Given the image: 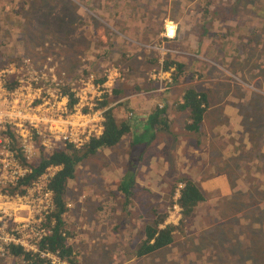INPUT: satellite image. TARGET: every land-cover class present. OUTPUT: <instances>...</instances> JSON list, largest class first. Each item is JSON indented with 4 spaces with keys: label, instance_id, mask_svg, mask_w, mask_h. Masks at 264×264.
I'll return each mask as SVG.
<instances>
[{
    "label": "rangeland",
    "instance_id": "obj_1",
    "mask_svg": "<svg viewBox=\"0 0 264 264\" xmlns=\"http://www.w3.org/2000/svg\"><path fill=\"white\" fill-rule=\"evenodd\" d=\"M30 1L33 6L32 13H27V2ZM118 1L121 3H118ZM210 1L211 4L208 5V8L213 6V11L208 10L210 14L204 17L203 15L200 16L201 6L196 4L194 0H0V66L21 57L30 61L33 70L45 72L42 69H49L53 71V76L58 82V89L67 97L68 104L72 99L68 98V90H77L79 80L90 79L91 86L86 84L82 86L89 90L87 92H90L87 93L85 89L82 90V92L87 93V96H90L88 98L90 104L92 97L95 95V89L92 88L98 86L101 93L100 87L106 82L104 86L109 90V93L106 91V94L99 98V101L93 100V104L96 109L101 111L102 116L103 112L108 108H112L114 87L119 85L115 90L122 88L120 91H123L125 87H130L131 81H128L130 79L143 80L145 87L146 83L150 84L152 82L151 91H158L154 93H159L162 88L170 87L173 68L166 72L160 71V68L166 58L176 60L180 62L184 69H187L186 73L184 71L179 75L178 80L180 81L175 84L177 97H181L186 89L206 93L207 108L218 111L220 114L219 124H221V121L222 124H225L226 122L223 120H226L225 116H228L230 118L228 125L235 124L234 128L237 131L242 129L241 138L243 140L247 139L249 142V148L244 149L241 146L242 140H240L234 149V152L238 149V153L231 158L229 166L222 168L230 176L228 181L232 185L235 184L238 177L243 178L238 174V168L242 170L244 178H246L243 183L245 181L251 182L253 177H248L253 173L254 168L259 172L260 177L263 176L264 180V169L262 171L264 162L258 160L261 156L258 157L257 154L258 150L264 154V0H251L254 2L253 5H250L249 0ZM18 8L23 10L20 11ZM223 9L227 11V14L220 18ZM234 12L238 14L236 13V16H234ZM146 17L147 20L144 21ZM250 17H255V19L251 18L250 20ZM57 19H61L59 24L64 21L66 25L64 27L63 25L56 26L57 22L54 20ZM259 20L262 22L259 23ZM244 21H247L248 26L253 27V33H257L260 29L262 31L254 36L257 41L255 47L246 46L241 48L246 42L250 41V36L246 35V39L240 40L242 42L238 46L225 48V50L220 49L224 47L216 41L215 34L224 36L228 32H234L237 27H241ZM39 24H45V27L39 26ZM120 28L124 32H121ZM168 30L170 37L165 36ZM238 49L241 52H246V56L237 60L231 58L233 52L235 54ZM186 76L188 78L184 80ZM152 87H154V90ZM168 90L165 89L160 92L165 93ZM132 92L130 90L128 93L132 94ZM103 101L104 104H101ZM67 108L71 109L68 106ZM257 111H259L263 122L260 126L253 123ZM221 112H223L224 117ZM211 116H216V114ZM213 118L210 119L211 122H213ZM239 120L241 124L238 129L236 123ZM205 121L206 129H209L210 121L207 119ZM222 129L224 131L220 136L224 135L225 132L223 127ZM224 136L219 143V147L222 148L223 152L225 146H230L233 143L228 133ZM234 136L235 133L232 137ZM138 138L139 136H135L134 141ZM127 141L128 135L125 143ZM243 144L246 146L247 142L244 141ZM32 145L35 149V155L32 157L33 167L39 152L47 155L51 151L39 146V139L36 137H32ZM36 145L39 150H36ZM53 147L61 148V146L56 145ZM118 148L122 150L120 146ZM123 154L124 151L122 150V153L117 156L122 157ZM253 158L256 161L258 160L257 162L262 167L259 164L258 167L249 166L248 169L245 165L246 170H244L242 165L249 159L253 161ZM108 160L110 161V159ZM108 160L102 159L99 155H91L81 160L79 165L75 166L73 179L67 183L68 198L66 199V207L68 211L64 215V221L67 229H72L75 236L69 242L75 247L77 264H166L164 258L172 253L177 254L183 251L189 252L196 258L197 254H204L205 260L204 262L198 261L199 264H216L215 261L224 255L223 252H218L217 255L213 256V261L210 262L209 256L213 252L212 247L208 243H204L205 247L200 248L193 243V231L195 235L198 232L197 239L205 238L208 233L207 238L210 241L215 240V234L212 231L205 233L203 230L205 227V200L210 199V197L206 196L208 193L206 194L205 190L198 186L203 180L198 181L197 179H194L193 182L205 200L204 204L198 205L193 212L196 210L200 214L201 229L198 227V222H192L190 216L181 231L174 234V238H176L192 232L187 236L190 241L178 238L175 244L160 250L158 254L154 252L143 259L127 262L138 242L132 237L129 244H126L127 238L133 232L136 238L140 237L142 224L145 223L144 218H147L146 211L142 212L143 205L133 209L131 213L120 219L122 222L117 223V229H115L116 224L115 226L113 223L110 225L118 235L117 253L119 249L123 248L125 250L123 256L119 253L117 256H113L112 251L116 246L110 245L107 243L108 241L104 243L103 239H100L97 243H94L91 239H83L85 235H88L86 237L89 238L90 233L87 224L78 225L76 222L78 205L82 204L84 200L82 197L78 200L77 196L84 188V184L88 186V191L92 189L93 183L97 184L99 190L104 188L100 179L94 178L92 181L90 177L93 176L92 174H97L100 168L105 170L110 167ZM201 167H205L202 171L204 174L198 172L201 178L210 176L209 171L213 170L215 172L218 169L205 161ZM52 171V169L47 170L44 174H51ZM44 174L32 184L30 194L26 192L24 196H20L24 198L20 199L19 211L15 212L16 217L22 222L25 220L34 221L32 231L37 230L38 227L44 228L41 224L46 214H41L38 217L34 216L35 219H28L25 205H28V201L32 199V203L36 201V204L41 208L46 206L47 200H43L42 195L37 196V189L42 188L45 182L43 181ZM82 181H85V183L83 184ZM261 182L264 184V181ZM171 190L167 187L160 192L162 194L165 191V201L169 200L168 194H171ZM260 190L259 192L255 190L257 193H254L255 197L253 199L249 195L238 198L236 194L230 203L220 198L217 204H230L244 208L246 213L243 212V214H246L247 217L252 214L249 210L253 212V215H257L255 232L258 236L254 234L255 238H252L245 234L242 237V243L247 244V241H249L247 238L253 241L257 249L253 256L256 258L257 264L260 261L264 264L262 256L264 252L261 253L264 249V238L261 237L262 232L259 234V230L264 228V188H260ZM154 199L152 196L148 198L152 203L155 201ZM175 201L172 197L171 207L166 209L167 218L165 219L166 224L174 226L177 225L180 219L179 208L174 206ZM251 202H253V205H250ZM174 208L178 210V213L175 212ZM256 208H260L258 213L255 212ZM242 211L244 210L241 209L237 212L235 207L229 211L228 216V219L233 221L228 225L232 226L237 238H241V233L237 227L240 221L244 219L239 215V213L242 214ZM36 218L39 219L36 220ZM123 224H125L126 229L119 230ZM133 226H137V231L133 230ZM223 227L225 226L220 225L217 229L220 230ZM27 232L30 235L28 230ZM82 232L84 233L81 235ZM246 233L248 232L246 231ZM24 236L23 232H20L18 237L28 247L30 245L24 240ZM33 236L34 233H32ZM230 239L231 237L228 236V243ZM200 241L203 242L204 239ZM226 242L222 246L220 242H216L213 245V255L219 249L226 248ZM32 251H35L33 245ZM239 254L240 257L244 256L243 251ZM50 260L52 261V259ZM222 260L224 262V259ZM4 261L6 264H12L9 258H5ZM198 262L195 264H198ZM13 264H22V262L16 257ZM237 264H251V262L240 258Z\"/></svg>",
    "mask_w": 264,
    "mask_h": 264
},
{
    "label": "crops",
    "instance_id": "obj_2",
    "mask_svg": "<svg viewBox=\"0 0 264 264\" xmlns=\"http://www.w3.org/2000/svg\"><path fill=\"white\" fill-rule=\"evenodd\" d=\"M128 81H131V85L130 87H125L123 91H120L122 88L120 90H115L119 85L114 87V94L112 93L114 100L112 108L110 109L112 117L117 123L125 122L128 124V141L125 143L126 136H123L120 142L115 146L97 149L95 151L93 154L94 156L99 155L102 159H110V161L108 160L110 163V167L108 168L110 169L107 168L104 170V168H100L97 174H92L93 176L90 177L92 181L94 178L100 179V181L103 182L104 188L99 190L97 184L93 183L92 189L88 191V186L84 184V188L81 189L77 196L78 200L80 197L84 199L82 204L78 205L77 224H87L90 233L89 238L86 237L88 235H85L83 239H91L94 243H97L100 239H103L104 243L108 241L107 243L110 245L116 246L112 251V255L117 256L119 253L123 256L125 254L123 248L119 249L117 253V246H119L117 242L118 235H116V231H114L110 225L113 223L115 226L116 224L115 229H117V223L122 222L120 219H123L126 215L131 213L133 209L143 205L144 209L142 212L144 213L146 211L147 213V218H144L145 223L142 224L144 226L149 223L152 218L148 210L149 205H156L159 209L164 208L165 191H163L162 194L160 193L164 188H170L171 185L178 180H182V182L183 180H187L195 184L193 180L197 179L198 181L203 180L198 186L204 189L206 194L208 193L206 196L210 197V199L205 200V227L203 230L205 233L207 231H212L215 234V240L210 241L209 238H207L208 233L205 238L197 239L198 232L195 235L193 231V243L200 248H202V246L203 248L205 247L204 243H208L212 247L213 252L209 256L210 262L213 261V256L217 255L218 252H223L224 255L221 256V258L225 261L226 254L223 249H219L213 255V245L216 244V242H220L222 246L226 241V238L218 233V226H231L228 225L233 222L231 219H228L229 211L235 207L237 208V212L241 209L244 210L242 214L239 213L244 219L240 221L237 227L241 233V238L239 237L240 239L238 238V240L243 242L242 237L245 234L254 238L253 235L256 234L254 230L257 225V221H255L257 215H253V212L249 210L252 214L247 217L246 214H243V212H245L244 208L232 206L230 204L218 205L217 201L221 198V200L230 203L236 194L238 198L246 195L253 198L255 197L254 193L261 191L260 188H264V184L261 182L264 181L263 176L260 177L256 168L253 169V173L248 177H253L251 182L245 181V183H243V180H246L243 175L244 173L238 168L237 172L243 178L238 177L235 184L232 185L228 181L230 177L229 174L226 170L222 169L229 166L231 158L238 153V149L235 150V152L234 149L240 140H242L241 146L244 149L249 148L247 139L243 140L241 138L243 132L242 129H239L241 124L240 120L236 123V126L240 130L237 131L234 128L235 124L232 126L228 125L230 123V118L228 116H225L226 120H223L226 122L225 124H222V121L221 124H219L220 114L218 111L206 108L198 131L196 133L190 132L186 129V123L188 122L187 111L178 109V105L182 104V100L181 97H177L175 93V84H171L170 87L160 90L169 89L165 93H161L160 91L159 93H154L158 91H151L152 82L150 84L146 83L145 87L143 80L130 79ZM152 88L154 90V87ZM130 90L133 91L132 94L128 93ZM158 108L162 111L161 114L156 111L159 110ZM154 113L158 115L157 119L161 118L160 121L164 122L165 129L159 130L157 127L147 129L144 127L145 122L150 118V115ZM215 114L216 116H211ZM221 114L223 116V112H221ZM211 118H213V122L210 121ZM206 119L210 121L209 129H206ZM222 127L225 129L224 135L228 133L233 142L232 145L225 146L224 152L222 148L219 147V143L224 136H220L224 131ZM233 133H235L234 137H232ZM135 136H139L136 141H134ZM244 141L247 142L246 146L243 144ZM134 145L138 146L137 149H134ZM119 146L124 151L122 157L117 156L122 153V150L118 148ZM257 154L258 157L259 155L261 156L258 160L264 162L263 152L258 150ZM204 161L211 163L218 169H216L215 172L213 170L209 171L211 174L210 176L201 178L198 172L204 174L202 171L205 167H201ZM257 161L255 158H253V161L249 159L242 167L244 170H246L245 165L248 169L249 166L258 167L260 163ZM260 167H262L261 164ZM263 167L262 171L264 169ZM219 169H221V171H219ZM170 181L172 182L169 183ZM240 186L244 187L241 189ZM255 190L258 191L255 192ZM124 191L127 193L125 194ZM149 196L155 198L153 203L150 202V200L153 199L148 200ZM228 199L230 200L227 201ZM203 204L204 201L202 204L198 205ZM198 205L196 207H198ZM259 211L260 208L255 209L256 213ZM143 213L141 214L142 216ZM109 215L110 217H108ZM199 215V212L196 210L191 213L192 222H198V227L201 229ZM165 224L164 221L163 225H159L158 227L162 228ZM138 225L140 226V224ZM132 228L136 230L137 226H133ZM124 229H126L125 224H123L119 230ZM246 231L248 233H246ZM259 231L262 232L261 237L264 238V228H261ZM201 232L203 231L201 230ZM249 232L252 233L250 234ZM190 233H187L185 236L179 234L180 236L173 238L172 243L164 248H168L175 244L178 238L184 239V241L186 239L190 241V238L187 237ZM132 237H134L135 240H140V237L136 238L133 232L130 237L127 238L126 244H129V240L132 239ZM202 239H204L203 242L200 241ZM164 248L162 249L164 250ZM159 251L160 250L156 251V253L158 254ZM130 256L131 258L127 259V262L130 260H140L145 257H135L133 252ZM168 256L171 257L169 258ZM168 256L164 258L166 264H195L198 261L204 262L205 260L204 254L199 253L196 258L187 251L177 254L172 253Z\"/></svg>",
    "mask_w": 264,
    "mask_h": 264
},
{
    "label": "trees",
    "instance_id": "obj_3",
    "mask_svg": "<svg viewBox=\"0 0 264 264\" xmlns=\"http://www.w3.org/2000/svg\"><path fill=\"white\" fill-rule=\"evenodd\" d=\"M249 1L250 5H253L254 2H252L251 0ZM194 2L201 6L200 10L202 11H200V16L203 15L204 17H206V15L210 14L209 11H213V6L211 8H208V5L211 4L210 0H194ZM118 3L121 2L118 1ZM27 4V13H32V2H27ZM18 9L20 11L23 10L22 8ZM236 13L237 12H234L233 15L236 16ZM226 14L227 11L223 9L220 18H223ZM251 18L252 17H250V20ZM252 19H255V17H253ZM145 20H147V17L144 19V21ZM54 21L57 22L56 26L63 25L64 27V25H66L64 21L59 24L61 19H57ZM261 22L262 21L259 20V23ZM39 26L45 27V24H39ZM120 31L124 32L122 28H120ZM259 32H262L261 29L257 33ZM257 33H253V27L248 26L247 21H244L241 27H237L234 32H228L224 36H219V34L215 35L216 41L219 42L222 47H224L220 49L225 50V48H234L238 46L242 42L240 40L246 39V35L250 36V41L246 42V44H244L241 48H245L246 46L254 48L255 44L257 43V41L254 39V36H256ZM206 38L208 39V37ZM235 52V54L233 52V56H231V58L233 57L237 60L241 59L243 56H246V52H241L239 49ZM238 54L240 56H235ZM161 67V69L165 72L170 68H173V72L170 78L172 84H177L178 81H180L178 80L179 75L184 71L185 73L187 72V69H184L180 62L167 58L163 60ZM187 76L186 78H184V80L188 78ZM69 97H71V94H69ZM181 100L182 104L178 105V109L186 110L188 114L186 129L190 132L196 133L198 131L203 113L207 108L206 93L196 92L192 89H186L181 95ZM73 102L74 100L71 99L69 101V105H71ZM101 104H104V102H102ZM156 111L160 114L162 113L160 109ZM102 116V131L98 137L89 139L82 147L78 149H74L71 146H61L60 149L54 148L47 155H43L39 152L35 165L33 167H30L27 173L17 181L15 187L5 190V192L10 195L15 194L17 196H24L27 188L30 187L31 184H34L48 168H56L54 173L46 180L45 183V189L50 193L51 209L49 210L48 214L45 215L42 224L40 223L42 227L48 229H46L48 231V234L41 236L37 240L32 239L30 243H32V245L34 246L35 251H25L18 245L14 246L9 244L7 246V254L15 258L18 257L19 260H21L22 264H77L75 247L69 242L70 239L74 238L75 236L72 229H67V225L64 221V215L68 211L66 207V199L68 198L67 183L69 180L73 179L75 166L81 160L93 155L97 149L110 148L115 146L120 142L123 136H127L129 133L128 124L125 122L117 123L115 119H113L111 110L109 108L105 112H103ZM157 116L158 115L156 113L151 114L150 118L145 122L144 127H146L147 129L156 127L159 130L165 129L164 122L160 121L161 118L157 119ZM253 123H256V125L259 124V126L263 123L262 118L259 115V111H257V116H254ZM137 147V145H134V149H137ZM82 182L83 184L85 183V181ZM178 183L183 184L182 188L178 192L177 198L175 199V202L180 209V219L178 220L176 226L165 224L162 228H159L158 226H162L165 219L167 218L166 209L171 207L170 205L174 194V187ZM170 192L171 194H168L169 200L165 201L164 208L159 209L156 205L148 206V210L149 213H151L152 218L150 219V222L145 224L141 229L140 240L134 246L133 250L135 257L141 258L145 255L161 250L162 248L171 244L174 238V234L181 231L187 218L191 216L194 208L198 204H202V202L205 200L195 184L187 180H183V182L182 180L176 181L173 184L172 190ZM124 193L126 194L127 192L124 191ZM250 205H253V202H251ZM217 231L226 238V241L228 236H230L231 239L229 243L228 241H225L226 248L223 249L224 253L226 254L225 261L223 262L222 258L219 257L215 261L216 264H237L240 258L243 260H249L251 264H257L256 258L253 256V253L257 251V249L255 248V243L253 241L247 238L249 240L247 241V244L240 242L237 238V234L234 232L231 226L223 227L222 229ZM83 233L84 232L80 234L82 235ZM249 233L251 234L252 232ZM80 234L79 236H81ZM241 251H243L244 253L243 257H240L239 254V252ZM263 252L264 249L261 253ZM46 255L54 257L55 262L51 263V260L47 258ZM262 256L264 259V255ZM258 264L263 263L262 261H260Z\"/></svg>",
    "mask_w": 264,
    "mask_h": 264
},
{
    "label": "built area",
    "instance_id": "obj_4",
    "mask_svg": "<svg viewBox=\"0 0 264 264\" xmlns=\"http://www.w3.org/2000/svg\"><path fill=\"white\" fill-rule=\"evenodd\" d=\"M161 68L160 71L165 72ZM42 70L45 72L33 70L30 61L21 57L0 67V264H6L5 258H9L12 264L15 261V257L7 254L9 244L32 251V239L37 240L48 234L47 230L39 227L32 231L34 221H20L15 212L19 211L20 199L24 197L5 192L6 189L15 187L17 181L32 167V157L35 155L32 137L38 138L39 146L50 151L54 149V145L78 149L90 138L98 137L102 131L101 111L96 109L93 100L99 101L106 91L109 93L104 86L106 82L100 87L101 93L98 86L92 88L95 89V95L90 104V96H87L90 92L82 87L85 84L91 86L90 79L79 80L77 90H68L71 94V97L68 94V98L74 100L69 105L67 97L60 94L53 71ZM83 89L87 93L82 92ZM35 148L38 150L37 145ZM51 169V174H44L45 182L42 188L37 189V196L42 195L47 204L41 208L36 201H28V205H25L28 219L47 214L51 209L50 193L45 189L46 180L56 170H47ZM182 186V183L175 186L174 199ZM26 192H32V184ZM174 209L178 213V210ZM20 232H23V238L30 246L22 243L18 237ZM46 257L52 259L51 263L55 262L54 257Z\"/></svg>",
    "mask_w": 264,
    "mask_h": 264
},
{
    "label": "bare ground",
    "instance_id": "obj_5",
    "mask_svg": "<svg viewBox=\"0 0 264 264\" xmlns=\"http://www.w3.org/2000/svg\"><path fill=\"white\" fill-rule=\"evenodd\" d=\"M172 32V31H171ZM165 36H168V37H170L169 36V30H168V32H167V34H165ZM60 94H61V96H64V94L62 93V92H60ZM91 139V138H90ZM174 206H176L177 208H179L178 206H177V204H176V202H175V205ZM180 210V209H179Z\"/></svg>",
    "mask_w": 264,
    "mask_h": 264
},
{
    "label": "flooded vegetation",
    "instance_id": "obj_6",
    "mask_svg": "<svg viewBox=\"0 0 264 264\" xmlns=\"http://www.w3.org/2000/svg\"><path fill=\"white\" fill-rule=\"evenodd\" d=\"M3 65H5V64H3ZM3 65H1V66H3ZM1 66H0V67H1Z\"/></svg>",
    "mask_w": 264,
    "mask_h": 264
}]
</instances>
